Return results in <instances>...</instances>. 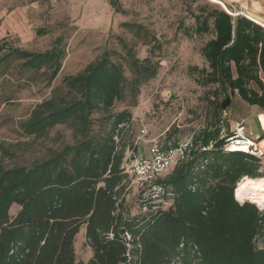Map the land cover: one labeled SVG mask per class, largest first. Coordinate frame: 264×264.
I'll use <instances>...</instances> for the list:
<instances>
[{
    "label": "trees",
    "instance_id": "1",
    "mask_svg": "<svg viewBox=\"0 0 264 264\" xmlns=\"http://www.w3.org/2000/svg\"><path fill=\"white\" fill-rule=\"evenodd\" d=\"M110 3L120 10L118 0ZM192 16L188 35L212 34L202 46L208 65L195 69L200 85L214 87L216 122L195 131L192 150L155 180L168 205L150 203L145 212L126 215L122 165L137 144L127 128L131 110L113 108L136 105L142 86L159 73L155 51L163 43L145 24L124 22L150 46L149 55L140 58L135 45L120 38L122 51L105 50L79 73L64 76L66 91L55 88L19 123L21 135L37 138L64 124L72 129L71 143L30 165H7L2 155L14 154L0 144V264H264V210L245 201L253 200L246 195L252 180L264 176L262 161L225 151L219 139L221 113L234 95L264 109V27L210 4ZM65 56L61 36L45 50L3 37L0 78L13 69L19 87L51 84ZM13 204L19 206L14 215ZM83 226L93 255L77 262Z\"/></svg>",
    "mask_w": 264,
    "mask_h": 264
},
{
    "label": "rangeland",
    "instance_id": "2",
    "mask_svg": "<svg viewBox=\"0 0 264 264\" xmlns=\"http://www.w3.org/2000/svg\"><path fill=\"white\" fill-rule=\"evenodd\" d=\"M218 1L118 0L120 10H117L110 0H0V40L6 37L10 44L30 50H45L61 36L66 45L61 70L51 84L34 82L19 87L16 77L11 75L15 72L13 69L0 78V144L14 154L2 155L4 162L7 165H30L73 141L72 129L64 124L54 126L39 138L23 136L19 131V123L30 115L37 103L49 98L55 88L66 91L64 76L79 73L105 50L122 51L120 38L134 44L140 58L150 54V46L143 44L124 27V22L145 24L163 43L162 50L155 51L161 64L159 73L142 86L136 105L118 102L113 108L115 112L127 108L133 114L127 128L129 138L134 145L137 144L134 152L147 155L153 139L163 145L185 142L195 131L215 123V102L211 101L215 97L211 93L214 87L200 85L195 69L208 65L202 55V46L212 34L188 35L184 28L194 23L192 14L201 6L210 4L222 8ZM250 13L252 17L264 20V0H250ZM9 95L12 98L8 99ZM262 110L244 102L236 94L223 124L228 129L246 118L249 128L255 134H262L264 120L257 119V113ZM97 116L99 113L94 114ZM142 129L148 133L141 135ZM129 150L133 148L129 147ZM172 170L173 167L164 171L160 177ZM257 179L252 180V184ZM241 180L236 184L237 189ZM159 192L152 185L141 186L135 178L128 176L124 193L128 207L126 215L145 212L150 203L167 206L166 199ZM150 198L152 201H147ZM253 200L245 201L264 209V203ZM17 208L18 205L13 204L12 215L16 214ZM76 253L77 262L87 261L93 255L84 226L76 237Z\"/></svg>",
    "mask_w": 264,
    "mask_h": 264
},
{
    "label": "built area",
    "instance_id": "3",
    "mask_svg": "<svg viewBox=\"0 0 264 264\" xmlns=\"http://www.w3.org/2000/svg\"><path fill=\"white\" fill-rule=\"evenodd\" d=\"M218 3L233 17L245 16L264 27V23L251 16L250 0H242L240 2H236V0H225V2L220 0ZM228 112L229 109H224L221 113L219 139L224 141L223 149L228 152L240 151L248 153L262 159L261 168L264 170V144H262L264 141V129L262 134H255L249 128L246 118H242L231 128L226 129L223 119L227 118ZM257 119L259 121L264 120V110L257 113ZM141 133V135H146L148 131L142 129ZM214 142L211 141L208 147L203 148H211ZM169 143L168 145H163L157 139L151 140L148 154L144 156H138L134 150L128 149L122 167L128 176L135 178L139 185H152L154 189L160 191L161 187L155 184V180L164 171L173 167L180 159L185 158L192 150V137L185 142H179L177 145ZM258 207L260 209L263 208L259 205Z\"/></svg>",
    "mask_w": 264,
    "mask_h": 264
},
{
    "label": "bare ground",
    "instance_id": "4",
    "mask_svg": "<svg viewBox=\"0 0 264 264\" xmlns=\"http://www.w3.org/2000/svg\"><path fill=\"white\" fill-rule=\"evenodd\" d=\"M253 18L264 23V20H260L256 17H253ZM262 144H264V141L262 142ZM247 194L249 197L263 204L264 203V177L255 180L252 186L247 190Z\"/></svg>",
    "mask_w": 264,
    "mask_h": 264
},
{
    "label": "crops",
    "instance_id": "5",
    "mask_svg": "<svg viewBox=\"0 0 264 264\" xmlns=\"http://www.w3.org/2000/svg\"><path fill=\"white\" fill-rule=\"evenodd\" d=\"M252 106H256V107H258V108H261V107H259L258 105H252ZM143 150H144V149H143ZM137 155H138V156H144L145 154H138V153H137ZM18 208H19V206H18ZM80 230H81V229H80Z\"/></svg>",
    "mask_w": 264,
    "mask_h": 264
}]
</instances>
